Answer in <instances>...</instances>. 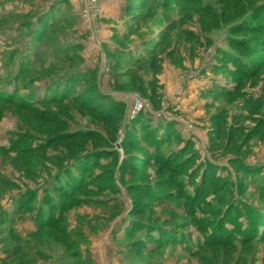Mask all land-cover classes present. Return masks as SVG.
<instances>
[{"label":"rangeland","instance_id":"1","mask_svg":"<svg viewBox=\"0 0 264 264\" xmlns=\"http://www.w3.org/2000/svg\"><path fill=\"white\" fill-rule=\"evenodd\" d=\"M101 262L264 264V0H0V264Z\"/></svg>","mask_w":264,"mask_h":264},{"label":"crops","instance_id":"2","mask_svg":"<svg viewBox=\"0 0 264 264\" xmlns=\"http://www.w3.org/2000/svg\"><path fill=\"white\" fill-rule=\"evenodd\" d=\"M103 262H101V263H99V264H102ZM97 264V263H96ZM103 264H106L105 262L103 263ZM108 264H109V262H108Z\"/></svg>","mask_w":264,"mask_h":264}]
</instances>
